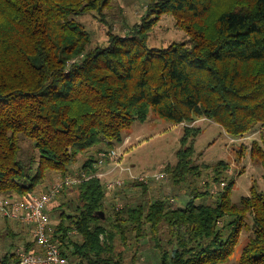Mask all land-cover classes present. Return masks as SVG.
Segmentation results:
<instances>
[{
  "label": "trees",
  "instance_id": "trees-1",
  "mask_svg": "<svg viewBox=\"0 0 264 264\" xmlns=\"http://www.w3.org/2000/svg\"><path fill=\"white\" fill-rule=\"evenodd\" d=\"M113 1L0 0V196L27 197L51 176L79 179L59 193L74 189L77 198L74 207L56 209L51 237L73 264H123L115 240L126 245L128 236L137 245L148 239L161 252L159 264H226L243 229L251 234L238 264H264V190L252 187L248 197L232 203L231 165H194L201 130L188 126L207 119L232 139L264 130V0H148L139 24L124 35L107 31L105 42L93 44L80 19L95 13L104 24ZM163 15L173 16L189 38L148 48L149 33ZM150 113L186 124L177 162L162 173L174 188L191 185L190 198L182 207L168 195L135 207L112 203L108 215L97 153L114 150L123 131ZM261 132L249 151L264 178ZM21 134L38 154L26 163L19 156ZM86 156L75 175L73 167ZM204 170H211L212 184L204 182L201 190ZM151 181L125 180L114 192L129 184L146 195ZM211 186L216 203L196 204L213 194ZM23 249L35 250L34 242ZM16 251L0 264H19Z\"/></svg>",
  "mask_w": 264,
  "mask_h": 264
},
{
  "label": "rangeland",
  "instance_id": "rangeland-1",
  "mask_svg": "<svg viewBox=\"0 0 264 264\" xmlns=\"http://www.w3.org/2000/svg\"><path fill=\"white\" fill-rule=\"evenodd\" d=\"M148 2V0H114L111 8L105 10L104 24L99 23L95 13L94 15L88 14L81 17L80 22L92 34L93 44H101L106 40L105 34L107 31H111L116 35H124L128 28L139 24L141 18L147 13ZM188 38L187 33L176 26L173 16L163 15L149 33L147 47L162 49L174 42L187 41ZM185 126L186 124L175 125L150 113L145 122H134L131 127L123 131V142L116 145L114 150L120 159L119 167L127 171L119 168L114 169L116 163L112 161L102 167L101 172L107 173L105 178L102 179L115 182V180L123 178L130 182L133 178H145L152 179V181L146 195H143L137 187L129 184L121 194L114 192L109 195L107 197L109 209L107 208L106 211L108 215L112 212V208H110L112 203L118 209L126 206L135 207L140 203L146 205L158 198H166L167 195L173 206L182 207L188 201L190 198L188 194L193 188L191 185L182 184L174 188L167 176L166 179L163 178L159 181L155 179L157 175L163 172L162 170L166 165L176 164L177 152L181 149L180 140ZM188 126L197 127L201 130L199 135L195 137L194 154L192 156L194 165L195 163L214 164L221 160L231 165L232 172L230 171V173L235 176V185L231 191L232 203L238 204L242 198L248 197L252 187L257 191L264 190L263 168L261 165L252 163L249 151L252 142L261 139L259 132L262 131L261 133L264 135V130H254L244 139H232L221 127L207 119L197 118L193 124L191 123ZM19 143L21 147L19 156L25 163L30 161L33 156H38L33 147L34 143L22 134L19 135ZM102 152H106V150H102ZM92 153L93 151L87 156ZM87 156L79 158L77 164L73 167L75 175ZM211 175V170L203 171L201 181L198 184L201 190L204 189V182H211ZM57 181L58 177H49L36 193L47 190ZM212 188L214 186H211ZM214 191H217L216 188L213 189V194L210 197L198 198L195 203L215 204L217 193H214ZM75 198H77V193L74 189L68 190L66 196L59 195L56 197L49 206V217L52 225H56L58 222L59 212L56 209L61 208L63 203L74 207ZM105 219L106 216H104L103 221ZM8 229L12 230L13 235L7 233ZM163 231L165 230L163 229ZM242 232L238 247L226 264H238L239 253L251 234L249 229H243ZM162 236L164 249L170 251V246L167 244L168 235L163 234ZM31 240L32 236L25 226L23 227L18 223H9V225L7 223L6 225L0 220V258L14 248L16 250L20 247L23 248L25 243L31 242ZM115 247L117 253L124 255L123 264H159L161 252L155 249L148 239L137 245L133 237L128 236V241L124 245L120 239L116 238Z\"/></svg>",
  "mask_w": 264,
  "mask_h": 264
},
{
  "label": "built area",
  "instance_id": "built-area-1",
  "mask_svg": "<svg viewBox=\"0 0 264 264\" xmlns=\"http://www.w3.org/2000/svg\"><path fill=\"white\" fill-rule=\"evenodd\" d=\"M98 166L101 168L105 164L115 162L114 169L119 167V157L115 150L100 151L98 153ZM127 171V170H125ZM106 172L97 174L98 178H105ZM165 177L164 173L156 176V180ZM134 181L148 183L151 179L133 178ZM80 180L67 176L62 180L53 183L47 190L34 193L23 198H11L0 196V217L9 219L28 227L32 235L35 250L27 251L20 248L16 251L19 264H73L63 255L58 241L52 240V224L49 217V206L56 199L59 193L66 186L73 185ZM125 179L107 181L105 189L107 196L111 195L116 188L125 185ZM214 193H216L214 191Z\"/></svg>",
  "mask_w": 264,
  "mask_h": 264
},
{
  "label": "crops",
  "instance_id": "crops-1",
  "mask_svg": "<svg viewBox=\"0 0 264 264\" xmlns=\"http://www.w3.org/2000/svg\"><path fill=\"white\" fill-rule=\"evenodd\" d=\"M1 218V217H0ZM10 223H17V222H11L10 221ZM19 224V223H18ZM24 227V226H23ZM27 228V230L30 232V230L28 229V227H26ZM31 234V233H30ZM32 236V235H31ZM31 242H33L32 240H31ZM21 248V247H20Z\"/></svg>",
  "mask_w": 264,
  "mask_h": 264
},
{
  "label": "water",
  "instance_id": "water-1",
  "mask_svg": "<svg viewBox=\"0 0 264 264\" xmlns=\"http://www.w3.org/2000/svg\"><path fill=\"white\" fill-rule=\"evenodd\" d=\"M101 217L104 218V214H103V212L101 213Z\"/></svg>",
  "mask_w": 264,
  "mask_h": 264
},
{
  "label": "bare ground",
  "instance_id": "bare-ground-1",
  "mask_svg": "<svg viewBox=\"0 0 264 264\" xmlns=\"http://www.w3.org/2000/svg\"><path fill=\"white\" fill-rule=\"evenodd\" d=\"M98 154V153H97ZM98 156V155H97Z\"/></svg>",
  "mask_w": 264,
  "mask_h": 264
}]
</instances>
